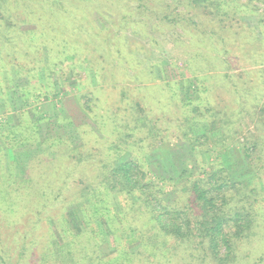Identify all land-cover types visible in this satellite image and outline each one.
<instances>
[{
    "label": "rangeland",
    "instance_id": "374dc122",
    "mask_svg": "<svg viewBox=\"0 0 264 264\" xmlns=\"http://www.w3.org/2000/svg\"><path fill=\"white\" fill-rule=\"evenodd\" d=\"M190 1L0 0V171L19 172L11 152L24 138L29 140L18 149L14 146V152L64 153L57 157L53 177H46L42 185L43 191L44 186L50 188L51 197L41 210L42 223L32 224V216L17 221L20 215H13L10 205L0 201V264H43L38 257L44 240L55 232L54 240L49 241L65 244L61 218L66 229L76 235L87 228L82 203L65 204L73 194L98 181L102 162L109 166L118 157L113 148L105 151L107 144L99 137L106 135L111 140L117 127H125L124 117L133 121L135 128L130 141L147 147L150 177L167 180L160 182L167 202L179 200L177 190L182 182L211 162L222 163L234 180L251 184L256 173L247 162L244 147L264 135V123L257 116L260 105L244 100L246 109L233 118L240 119L239 127L232 125L233 132L239 129V133H229L222 152L214 147L208 123L200 121V116L198 125H190L192 133L206 135L209 140L201 139L202 151L195 152L184 137L183 118L194 116L196 107L205 112L204 106L212 112L225 109L235 113L237 101L233 84L224 79L227 73L236 76L242 88H254L264 81V0H218L224 1L222 8L228 10L219 16L209 2L191 5ZM212 30H218V36L210 44L208 33ZM71 53L75 57L69 59ZM204 54L214 59L203 72L199 65ZM86 58L105 69L96 74ZM54 63L60 67L52 68ZM79 64L88 66L89 77L77 72ZM251 72L254 74H248ZM23 90L36 95L29 98L31 105H24ZM90 91L96 92L100 102L98 108L92 104L95 115L87 112L84 104ZM136 103L158 127L155 138L135 123ZM183 104L186 111L181 109ZM101 123L106 128L100 133ZM131 153L139 154L131 148L123 157ZM79 156L84 157L81 163ZM125 201L115 195L111 198L115 214L121 212ZM259 213L264 216V209ZM105 221L101 219L92 227L105 237L98 253L104 260L115 252L114 236ZM253 241L252 264H264L260 259L264 235ZM87 244L90 250L91 244ZM131 248L136 250L138 245Z\"/></svg>",
    "mask_w": 264,
    "mask_h": 264
},
{
    "label": "trees",
    "instance_id": "16d2710c",
    "mask_svg": "<svg viewBox=\"0 0 264 264\" xmlns=\"http://www.w3.org/2000/svg\"><path fill=\"white\" fill-rule=\"evenodd\" d=\"M190 2L191 5L209 2L208 5L218 16L221 12L228 13L227 9L222 8L224 1L221 3L218 0H191ZM81 27L83 28L82 24ZM217 34L218 30L208 33L210 44L215 41ZM67 57L71 59L75 55L71 53ZM212 59L214 58L204 54L199 69L204 72L213 62ZM86 62L96 74L105 69L98 64L95 67L87 58ZM55 67L60 66L56 63L52 64V68ZM77 67L79 68L77 72L81 70L86 78L89 77L88 66L79 64ZM47 69L50 74L53 72L51 66ZM262 76L263 73L260 72L261 79ZM224 79L233 84L232 92L237 101L235 113L227 112L225 109L212 112L211 107L204 106L205 112H200V108L196 107L193 110L194 116L183 118L184 137L198 154L202 151L199 149L202 145L201 139L207 143L209 137L193 135L191 123L198 125L202 120L207 121L209 132L214 137V147L221 152L226 147L229 133L231 131L236 135L239 133V129L233 132V127H239L240 119L233 118L244 112L247 101L261 106L262 109L257 116L264 123V81L254 88H242L236 82L238 79L236 76L227 73ZM22 96L24 105H31L29 98L36 97L29 90H23ZM97 98L95 91H90L86 95L84 104L91 115H95L94 111H96L92 104L94 103L93 105L98 108L97 104L100 103ZM135 106L139 108L135 110L137 112L135 123L147 128L149 135L155 138L158 127L146 116L139 103ZM181 109L186 111L187 105L183 104ZM207 113L208 117H206ZM199 116L200 121L197 120ZM123 119L125 127H117L116 136L111 134V140L107 139L106 135L103 138L99 137L101 143L107 144L104 147L105 151L113 148L112 152L117 153L118 157L114 159L116 162H110L109 166L102 162L98 166L100 167L98 181L86 185L82 191L73 194L72 199L65 204L82 203L81 213L87 228L76 235L66 229L67 223L61 218V237L65 244L61 246L56 245L54 241L51 243L49 240L55 238L53 232L50 239L41 243L38 257L40 261L43 264H50V261L52 264H252L256 248L253 240L257 236L264 235V216L259 213L264 209L261 207L264 202V135L258 137L252 146L244 147L247 162L256 173L251 184L234 180L222 163L211 162L198 174L189 175L177 190L181 194L180 199L169 203L164 198L165 188L160 184L161 181L167 180L165 178L153 180L150 177V169L145 158L147 147L141 142L130 141L135 132V128L131 126L133 121L127 120L126 117ZM99 128L100 133L104 132L102 129L106 128V124L101 123ZM216 132L217 134L214 135ZM13 134L17 135L15 132ZM28 140L26 138L23 139L24 142L18 140L16 146H12L11 159L19 172L14 175L0 171V201L10 205L13 215L15 213L20 215L17 221L22 222L24 218L32 216L34 220L30 222L39 224L43 222L41 210L51 202L48 193L50 188L44 186L43 191L42 185L46 177H53L52 173L55 172L58 164L57 157L63 156L64 153L56 155L53 150L52 154L45 156L39 154V151L14 152V146L18 149ZM131 148H134V151L136 148L139 154L131 153L124 158V154H127ZM85 156L90 157L88 153ZM82 158L79 156L77 161L81 163ZM184 173L188 172L184 171ZM40 191L42 193L38 195ZM114 195L126 200L124 208L122 207L118 214L114 213L111 205V198ZM58 196L53 199H58ZM42 201L43 203L45 201L44 206L40 205ZM101 219L106 220L114 236L115 246V252L105 260L98 254L105 237L100 229L92 228ZM19 225L17 223L14 227L18 228ZM71 235L75 236L70 239L68 236ZM85 242L91 244L90 250ZM132 244H137L138 248L133 250ZM260 259L264 261V254H260ZM2 260L4 263L5 260L3 258Z\"/></svg>",
    "mask_w": 264,
    "mask_h": 264
}]
</instances>
